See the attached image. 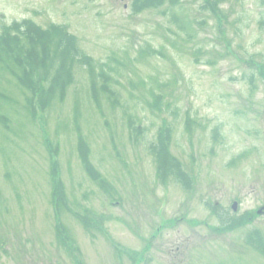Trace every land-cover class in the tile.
I'll list each match as a JSON object with an SVG mask.
<instances>
[{"label":"rangeland","instance_id":"rangeland-1","mask_svg":"<svg viewBox=\"0 0 264 264\" xmlns=\"http://www.w3.org/2000/svg\"><path fill=\"white\" fill-rule=\"evenodd\" d=\"M204 2L0 0V27L62 25L114 92L75 65L29 105L0 66V264H264V0ZM163 131L182 183L157 180Z\"/></svg>","mask_w":264,"mask_h":264},{"label":"trees","instance_id":"trees-1","mask_svg":"<svg viewBox=\"0 0 264 264\" xmlns=\"http://www.w3.org/2000/svg\"><path fill=\"white\" fill-rule=\"evenodd\" d=\"M165 1L134 0L133 4L137 12L161 6ZM204 1L207 9L220 13L216 7L219 0ZM171 19L180 28L187 29V23L177 14H172ZM75 65L87 68L92 75L94 98L97 99L99 93L108 96L114 93L108 82L97 85L99 77L102 81L110 80L109 74L103 70H95L93 59L80 50L75 37L62 25L50 24L42 28L29 20H23L0 27V66L7 68L21 89L28 93L29 105L37 102L45 107L56 98L62 99L66 86L73 80ZM1 118L5 120V116ZM168 139V131L160 132L149 146L156 163V177L161 183L170 178L182 183L184 174L179 160L169 151ZM249 241L264 254V241Z\"/></svg>","mask_w":264,"mask_h":264},{"label":"water","instance_id":"water-1","mask_svg":"<svg viewBox=\"0 0 264 264\" xmlns=\"http://www.w3.org/2000/svg\"><path fill=\"white\" fill-rule=\"evenodd\" d=\"M232 207L234 208V207H235V204H233ZM260 212H261V209H259V210L257 211V213H260Z\"/></svg>","mask_w":264,"mask_h":264}]
</instances>
